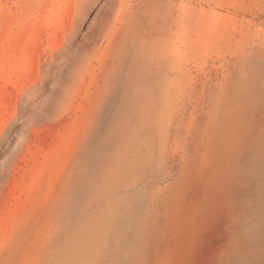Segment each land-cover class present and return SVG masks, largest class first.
<instances>
[{
  "label": "rangeland",
  "instance_id": "374dc122",
  "mask_svg": "<svg viewBox=\"0 0 264 264\" xmlns=\"http://www.w3.org/2000/svg\"><path fill=\"white\" fill-rule=\"evenodd\" d=\"M0 264H264V0H0Z\"/></svg>",
  "mask_w": 264,
  "mask_h": 264
}]
</instances>
